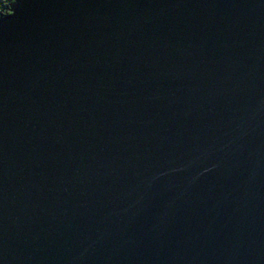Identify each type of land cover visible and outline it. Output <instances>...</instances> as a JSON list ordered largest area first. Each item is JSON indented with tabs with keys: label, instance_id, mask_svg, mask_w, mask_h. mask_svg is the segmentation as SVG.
<instances>
[{
	"label": "water",
	"instance_id": "obj_1",
	"mask_svg": "<svg viewBox=\"0 0 264 264\" xmlns=\"http://www.w3.org/2000/svg\"><path fill=\"white\" fill-rule=\"evenodd\" d=\"M0 264H264V0H15Z\"/></svg>",
	"mask_w": 264,
	"mask_h": 264
},
{
	"label": "trees",
	"instance_id": "obj_2",
	"mask_svg": "<svg viewBox=\"0 0 264 264\" xmlns=\"http://www.w3.org/2000/svg\"><path fill=\"white\" fill-rule=\"evenodd\" d=\"M15 0H0V19L8 15Z\"/></svg>",
	"mask_w": 264,
	"mask_h": 264
}]
</instances>
